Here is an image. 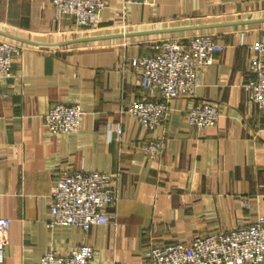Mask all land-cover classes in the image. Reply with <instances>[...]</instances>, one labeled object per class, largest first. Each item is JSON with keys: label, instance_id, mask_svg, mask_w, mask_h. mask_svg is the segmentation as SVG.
Returning <instances> with one entry per match:
<instances>
[{"label": "crops", "instance_id": "1", "mask_svg": "<svg viewBox=\"0 0 264 264\" xmlns=\"http://www.w3.org/2000/svg\"><path fill=\"white\" fill-rule=\"evenodd\" d=\"M107 2L88 30L58 20L51 0H0V39L25 45L13 76L0 80V215L11 219L2 264H39L52 249L83 244L96 250L94 264H147L152 240L188 241L264 216V108L244 86L255 54L247 45L264 41V2L138 0L125 11L123 0ZM203 32L223 50L196 95L173 99L162 129H147L127 110L145 94L131 58L153 53L154 39ZM203 100L216 101L221 118L197 128L186 115ZM61 102L81 104V130L45 127ZM109 123L122 133L110 135ZM163 130V154L147 158L144 143ZM64 169L117 175L107 225H47Z\"/></svg>", "mask_w": 264, "mask_h": 264}, {"label": "built area", "instance_id": "2", "mask_svg": "<svg viewBox=\"0 0 264 264\" xmlns=\"http://www.w3.org/2000/svg\"><path fill=\"white\" fill-rule=\"evenodd\" d=\"M138 0H123V10ZM146 1V0H143ZM264 2V0H260ZM55 16L61 20L72 17L76 29H95L100 24L101 11L107 0H51ZM152 54L136 55L131 64L140 76L144 95L132 101L128 111L149 130L162 129L170 103L181 96L193 97L201 85V74L214 62L224 44L212 33H197L188 38L171 35L149 42ZM250 51L249 71L245 83L248 101L264 108V41L247 45ZM25 45L0 39V80L13 76V63ZM85 111L81 104L58 103L45 115V127L53 133H72L82 129ZM188 122L197 128L216 125L221 118L219 104L203 100L191 104ZM109 134L119 136L122 127L109 123ZM167 133L151 138L143 148L147 158L156 159L164 152ZM117 175L96 170L60 171L51 193L49 227L75 224L88 229L94 224L111 221L108 207L117 199ZM11 219L0 215V264L4 262L6 234ZM96 250L79 245L63 253L50 250L39 264H94ZM147 264H264V216L254 222L240 224L228 230L198 235L188 241L171 244L150 242Z\"/></svg>", "mask_w": 264, "mask_h": 264}, {"label": "water", "instance_id": "3", "mask_svg": "<svg viewBox=\"0 0 264 264\" xmlns=\"http://www.w3.org/2000/svg\"><path fill=\"white\" fill-rule=\"evenodd\" d=\"M262 20H264V19H262ZM162 30H166V31H174L175 29H173V28H168V29H162ZM148 32V31H147ZM48 45V44H47Z\"/></svg>", "mask_w": 264, "mask_h": 264}, {"label": "trees", "instance_id": "4", "mask_svg": "<svg viewBox=\"0 0 264 264\" xmlns=\"http://www.w3.org/2000/svg\"><path fill=\"white\" fill-rule=\"evenodd\" d=\"M152 54V53H151ZM145 55H148V54H145Z\"/></svg>", "mask_w": 264, "mask_h": 264}]
</instances>
